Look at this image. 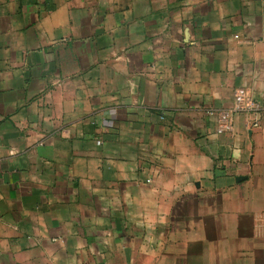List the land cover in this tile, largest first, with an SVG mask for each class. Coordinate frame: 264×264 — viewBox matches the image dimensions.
Segmentation results:
<instances>
[{
    "label": "crops",
    "instance_id": "0c3cea01",
    "mask_svg": "<svg viewBox=\"0 0 264 264\" xmlns=\"http://www.w3.org/2000/svg\"><path fill=\"white\" fill-rule=\"evenodd\" d=\"M0 264H264V0H0Z\"/></svg>",
    "mask_w": 264,
    "mask_h": 264
},
{
    "label": "built area",
    "instance_id": "2783aa9c",
    "mask_svg": "<svg viewBox=\"0 0 264 264\" xmlns=\"http://www.w3.org/2000/svg\"><path fill=\"white\" fill-rule=\"evenodd\" d=\"M256 105L247 88H237L234 91L232 107L209 111L208 114L215 116L217 132H227L232 128L233 116L235 113H249L255 109ZM253 124H256L254 122Z\"/></svg>",
    "mask_w": 264,
    "mask_h": 264
}]
</instances>
